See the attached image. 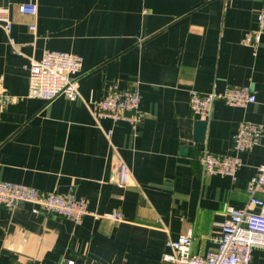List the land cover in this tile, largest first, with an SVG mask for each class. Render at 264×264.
I'll list each match as a JSON object with an SVG mask.
<instances>
[{
	"label": "crops",
	"instance_id": "0c3cea01",
	"mask_svg": "<svg viewBox=\"0 0 264 264\" xmlns=\"http://www.w3.org/2000/svg\"><path fill=\"white\" fill-rule=\"evenodd\" d=\"M29 2L35 17L19 11ZM263 9L264 0H0L13 25L8 34L0 23V91L15 99L0 105V181L57 194L74 187L90 211L76 225L32 204L0 207V264H169L167 242L189 233L195 254L216 250L226 207L248 205L264 138L241 155L236 180L203 174L197 156L232 154L242 122L264 126V33L257 49L242 43ZM47 51L82 57L77 100L28 97L24 67ZM114 86L139 92L138 127L95 116L91 103ZM228 87H248L256 102H216L205 142L195 143L202 119L191 93ZM118 159L131 171L126 187L114 181ZM115 212L123 222L91 214ZM253 263L264 264V249Z\"/></svg>",
	"mask_w": 264,
	"mask_h": 264
},
{
	"label": "built area",
	"instance_id": "2783aa9c",
	"mask_svg": "<svg viewBox=\"0 0 264 264\" xmlns=\"http://www.w3.org/2000/svg\"><path fill=\"white\" fill-rule=\"evenodd\" d=\"M19 11L21 14L35 17L38 8L33 2L22 3L19 5ZM258 22L259 29L246 34L242 40L244 45L254 49L258 48L264 33V9L259 15ZM0 23L5 25L7 33L10 34L12 22L5 17H0ZM29 29L35 32L36 26L31 25ZM82 67V57L66 52L47 51L40 60L30 59L24 67L29 75L28 97L45 102H52L60 97L70 101L77 100L80 97L78 78ZM256 99V94L248 87H228L222 93L192 92L190 105L195 116L208 121L216 102L243 108L255 103ZM14 100V97L0 91V105L5 106ZM91 105L98 119L108 118L138 127L145 118L141 109V96L136 90H121L114 86L102 99ZM107 136L110 139L112 132H108ZM263 138V125L240 123L233 140L232 154L218 156L206 150L199 152L197 161L203 174L221 175L236 180L242 167L241 155L259 145ZM115 175L114 181L124 187L132 179L129 167L121 159H118ZM247 192L249 202L244 209L226 207V219L220 224L216 250L209 251L205 255L195 254L193 252L194 238L189 233L176 241L167 242L169 252L164 255L163 260L169 264H254V250L264 249V201L257 197L259 192H264V164L249 181ZM24 204L34 205L36 214L41 212L56 214L73 221L76 225H80L83 218L90 214L89 201L79 198L74 187L64 194H57L45 193L22 184L0 181V207L16 210ZM91 214L97 219L103 218L113 223L124 220L121 212L105 215Z\"/></svg>",
	"mask_w": 264,
	"mask_h": 264
},
{
	"label": "water",
	"instance_id": "95a60500",
	"mask_svg": "<svg viewBox=\"0 0 264 264\" xmlns=\"http://www.w3.org/2000/svg\"><path fill=\"white\" fill-rule=\"evenodd\" d=\"M208 121L197 120L194 123V142L203 144L205 142Z\"/></svg>",
	"mask_w": 264,
	"mask_h": 264
}]
</instances>
